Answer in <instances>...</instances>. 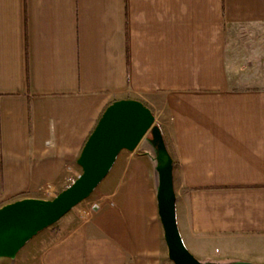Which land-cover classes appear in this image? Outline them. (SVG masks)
Listing matches in <instances>:
<instances>
[{
  "label": "crops",
  "instance_id": "1",
  "mask_svg": "<svg viewBox=\"0 0 264 264\" xmlns=\"http://www.w3.org/2000/svg\"><path fill=\"white\" fill-rule=\"evenodd\" d=\"M120 101L160 131L186 250L264 260V0H0V209L69 187ZM150 139L117 155L91 212L0 264H172Z\"/></svg>",
  "mask_w": 264,
  "mask_h": 264
},
{
  "label": "water",
  "instance_id": "2",
  "mask_svg": "<svg viewBox=\"0 0 264 264\" xmlns=\"http://www.w3.org/2000/svg\"><path fill=\"white\" fill-rule=\"evenodd\" d=\"M151 112L134 101L109 106L85 143L78 165L81 175L51 201L22 200L0 209V258H13L41 231L86 200L122 150L133 151L147 134L156 153L157 209L172 264H202L186 250L175 220L172 163ZM216 264V263H208ZM247 264V263H235Z\"/></svg>",
  "mask_w": 264,
  "mask_h": 264
},
{
  "label": "rangeland",
  "instance_id": "3",
  "mask_svg": "<svg viewBox=\"0 0 264 264\" xmlns=\"http://www.w3.org/2000/svg\"><path fill=\"white\" fill-rule=\"evenodd\" d=\"M95 196V194L92 196V197H88V199L82 201V203L78 204L76 206V209L75 210H78V209H86V211L89 213L92 211L93 209V197ZM192 255V254H191ZM194 257V256H193ZM195 260H197L198 262L202 263V264H208L209 262L206 261V260H203V259H200V258H196L194 257ZM235 260H231V262H236V263H247V264H264V260H246V261H240L238 258H233ZM212 263H218L216 262V260H210ZM231 264H234V263H231Z\"/></svg>",
  "mask_w": 264,
  "mask_h": 264
}]
</instances>
